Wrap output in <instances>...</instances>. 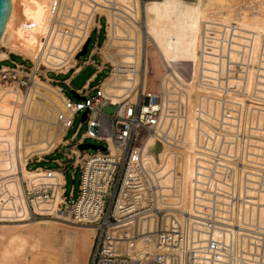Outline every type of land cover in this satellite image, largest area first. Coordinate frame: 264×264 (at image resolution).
<instances>
[{
	"label": "built area",
	"instance_id": "obj_1",
	"mask_svg": "<svg viewBox=\"0 0 264 264\" xmlns=\"http://www.w3.org/2000/svg\"><path fill=\"white\" fill-rule=\"evenodd\" d=\"M40 2L41 17L24 22L37 31L33 56L3 46L7 54L19 55L28 64L0 63V84L26 86L33 75L57 84L47 71L75 72L89 63L95 70L86 80L102 69L106 73L94 86L86 81L74 89L82 95L75 100L59 85L64 98L55 117L61 133L56 144L72 141L73 135L67 138L65 132L79 110L84 112L80 121L86 127L64 152L66 160L49 159L56 166L27 167L31 158L25 161L32 173L19 179L21 201L11 200L8 213L0 210V221L28 215L66 216L89 225L93 232L86 264H264V154L251 155L243 145L241 62L235 59L228 67L229 59L220 46L212 45L214 50L208 52L210 43H202L195 66L188 61L185 74L180 68L178 75L164 71L154 87H146L145 50L137 67L134 62L114 63L100 51L107 24L100 8L113 6V0ZM100 16L103 38L89 49L100 60L79 61L78 52L90 30L100 26ZM91 18L96 23L86 33ZM138 29L143 25L139 23ZM208 62L216 64L212 71ZM111 74L130 81L119 99L101 89V81ZM227 76L236 83L228 86ZM93 87L97 93L85 97ZM188 106L194 136L191 171L184 184L180 157L186 143L182 129ZM231 111L235 115L230 122L226 119ZM162 126L152 150L164 143L173 151L167 181L141 155L146 134ZM85 138L102 144L79 147ZM67 168L71 177L75 168L79 170L75 195L72 186L65 188Z\"/></svg>",
	"mask_w": 264,
	"mask_h": 264
},
{
	"label": "bare ground",
	"instance_id": "obj_2",
	"mask_svg": "<svg viewBox=\"0 0 264 264\" xmlns=\"http://www.w3.org/2000/svg\"><path fill=\"white\" fill-rule=\"evenodd\" d=\"M21 1L32 11L28 16L37 21L43 13L41 0ZM242 1L146 0L140 4L138 0H113V6L100 8L107 17L106 38L103 46H100V51L115 61L114 63L134 62L137 67L140 52L142 53L143 48L146 49L150 45L159 55L167 73L178 75L174 70V64L191 61L195 66L198 48L202 43L209 42L211 49L208 52L214 50L215 47L212 45H217L226 53L229 64L235 59L241 62V69L245 70V73H241L243 91L248 92V95L255 85L258 87L256 93L264 97L262 92L264 89V0H254L248 4ZM16 2L17 0H10L9 13L0 35V44H6L7 50L32 57L38 41L37 31L34 30L35 27L25 25V19L20 26L22 32L20 31V35L16 36L17 32L13 28ZM95 23L96 21L93 22L91 18L86 33ZM139 23L143 25L140 31ZM6 56L7 52H2L0 58ZM146 57L147 49L145 72ZM208 57L212 58L209 55ZM229 64L228 67L233 65ZM215 66L214 62L207 63L209 71ZM125 78L120 75H108L101 81V89L113 94L110 95L112 99H119L125 91V86L130 83ZM232 83H236L234 78L227 80V85ZM28 84L26 93L15 84L17 87L0 86V210L7 213L11 200L15 203L21 201L20 177L27 179L32 173L24 166L27 158L32 155L41 156L61 139V133L57 132L55 117L57 111L63 108V93L58 86L42 81L37 75H33ZM190 86L193 85L190 83ZM249 99L248 103L254 107L264 108V100ZM191 114L192 108L188 106L184 116V129H182L186 143L180 157L184 184L191 171L194 136ZM228 115L227 120L230 118L229 113ZM162 128L163 126L161 129L155 128L153 132L146 134L141 155L157 166L162 179L167 181L171 177L169 168L174 162L173 151L164 143L161 146L159 144V150H152L156 133H160ZM169 131H172L171 126ZM255 131L253 132L258 134V131ZM45 218L68 221L66 216L31 217L29 215L0 221V223H9L0 224V264H56V255L64 244L57 235H63L71 229ZM92 232L93 229L88 226L85 230L73 234L65 243L72 245L76 254L81 247L88 249ZM35 252L44 258L36 260L34 255L31 260L35 259V261H31L30 255Z\"/></svg>",
	"mask_w": 264,
	"mask_h": 264
},
{
	"label": "rangeland",
	"instance_id": "obj_3",
	"mask_svg": "<svg viewBox=\"0 0 264 264\" xmlns=\"http://www.w3.org/2000/svg\"><path fill=\"white\" fill-rule=\"evenodd\" d=\"M251 1H254V0H243L242 2H246L248 4V2H251ZM23 3L24 2L21 1V0H17V2H16V8H17L16 9V17H15V21H14V24H13V28H15L14 31L16 30V32H17V33L15 32L16 36L21 31L20 30L21 29L20 26L22 25L23 21L25 19H27L29 17L28 15H31V13H32V11L29 10L27 4H25V3L23 4ZM246 3H243V4H246ZM25 6H26V8H25ZM26 12H27V14H26ZM97 20L100 23V26L96 27V28L93 27L90 30L89 39H88V41L86 43L85 51L82 54H79L77 56L79 61L81 59L88 58V57L92 58L95 62L100 60V58L98 57L97 54H95V53H92L91 55L89 54L90 47H92L94 43L95 44L100 43L102 38H103V22H104V19H103L102 16H100V17L97 18ZM18 28H19V30H18ZM105 38H106V36H105ZM3 46H6V44H4V43L1 44L0 53L6 52L3 49ZM101 46H103V45H101ZM146 49H147V57H146L147 58V69H146V72H145L144 84H145L146 87H154L156 82H157V80H158V78H159V74L161 72L166 71V68H165L162 60L160 59L159 55L157 54V52L150 45L147 46ZM146 49L143 48L142 52L144 50H146ZM11 60L22 61L25 64H28L27 60L25 61V60L21 59V57L19 55H16V54H10L9 58H5V59L0 60V63L3 64V65L11 64ZM232 64L233 63H231L229 65H232ZM241 67H242V64H241ZM245 67H246V65H245ZM178 68H180L179 70H182V72H184V74H185L187 72V68H188V61H186L184 63H175L174 64V70L177 72V74H178ZM255 69H257L256 66H255ZM94 70H95L94 66L89 63V64L82 65L75 72L66 71V72L62 73V72L47 71L46 75L51 77L52 79L56 80L55 82L57 84H54V82H52V83L49 82L48 79H42L40 77H38V78L41 79L42 81H45L46 83L52 84L54 86H58L59 87V85H60L61 88L63 89L64 94L67 97H69L70 99L75 100L76 97L74 95H72L71 90H74V89L80 87L86 81H88L87 82L88 86H94V84H96L101 79V77L106 73V69H102V70L96 72L91 80H86L91 75V73L94 72ZM241 70H244V69H241ZM241 73L242 74L245 73V70L241 71ZM65 77L68 79V82L64 81ZM242 77H243V75H241V79H242ZM228 79H233V77L230 78V76H227V80ZM227 80H226V84H227ZM233 84L234 83H232L230 85H233ZM230 85H228V86H230ZM0 86H2V87H17L14 84H7V85H1L0 84ZM28 86H29V84L26 85V86H24V85L23 86H19V88L22 90V92L26 93V91L28 90L27 89ZM243 88L244 87H243V84H242V86H241V96H240V102H241V113H240V116L242 117L241 118V120H242L241 123H242V130H243L242 131V136H243V140L245 142L244 146L246 148V151L250 152L251 155L253 153H255V154H264V143H263L264 142V134H263L264 133V108H260V107L256 108L251 103H248V101H250L249 98L254 99V100L261 99L260 101H263L264 97L256 93V91H258L257 90L258 87L257 86L255 87V85L252 88L250 94H248V95H247L248 92L247 93L244 92L245 90L243 91ZM262 90H263L262 92L264 93V89H262ZM96 93H97V89L95 87L90 88L88 90V92L86 93L85 97L93 96ZM234 97H233V99H234ZM251 110H253L254 112L251 111ZM81 114H82V111L79 110L73 115V118H72V120H71V122H70V124H69V126H68V128L66 130V132H65V137H67V138H70V136L73 135L72 136V141H70L65 146H60L59 144H55L49 151H47L45 153H42L41 156H39V157L37 155L30 156L27 159L29 160L31 158V162H29L27 164V167H33L34 165H37V164L42 165V166L44 165V166L54 167V166H56V163L50 161L49 159H51V158L53 159L55 157H59L62 160H66L64 152L69 150V146L76 141V139L79 136V134L86 127L85 122L84 121H80ZM229 114H230L231 117L228 118V120L226 119L227 121H230V120L234 119V117H233L235 115L234 111L229 112ZM228 125H230V124H228ZM252 129H253V131H255V130L258 131V134L255 131L256 134H257L256 135L252 131ZM261 132H262V134H260ZM250 139L251 140H255V141L253 142ZM257 140L258 141L260 140L261 142L260 141L258 142ZM248 141L250 143H252L254 146L252 144H250ZM84 142L93 143V144H102L101 142H97V141H95L94 139H91V138H85ZM256 143H257V145L255 146ZM260 143H262L263 146H262V144L260 146L259 145ZM42 158H46V160H43ZM65 171H66L65 188L68 190L72 186V192H73V195H75L76 192H77V182H78V178H79V170L77 168H75L72 177L70 176V168H67ZM45 219L46 220H50V221L59 222L60 224H62V226L71 229L70 231H67V233L65 232L63 235H57L58 239L61 242H63L64 244H63V247L61 248L60 252L58 253V255H56V264H86L87 253H88L89 247H88V249H86V248L83 249L84 247H81V249L79 248L78 251L76 250L77 252L75 254L72 245H70V244L68 245L65 242L68 241V239L73 234H75L76 232H78L80 230L81 231L85 230L89 225L81 224V223H75V222H72L70 220H68V221H65L63 219L60 220L58 218H45ZM0 224H9V223H0ZM80 253H81V255H80ZM34 255L36 256V257H34L36 260L44 258L41 254L39 256L38 252H35V253H33V255H30V260L32 259V256H34ZM35 259H33V260L35 261ZM33 260H31V261H33ZM80 260H81V262H78Z\"/></svg>",
	"mask_w": 264,
	"mask_h": 264
},
{
	"label": "water",
	"instance_id": "obj_4",
	"mask_svg": "<svg viewBox=\"0 0 264 264\" xmlns=\"http://www.w3.org/2000/svg\"><path fill=\"white\" fill-rule=\"evenodd\" d=\"M9 8H10V0H0V35L2 33V29L4 26L5 20L8 16ZM86 43H87V39L82 44V47H81L80 51L78 52V54H82L85 51ZM71 93L76 98H82V95H79L75 90H71ZM83 117H84V112L82 113L81 119H83ZM78 145H79V147H85V146L95 147V144L86 143V142L79 143Z\"/></svg>",
	"mask_w": 264,
	"mask_h": 264
},
{
	"label": "crops",
	"instance_id": "obj_5",
	"mask_svg": "<svg viewBox=\"0 0 264 264\" xmlns=\"http://www.w3.org/2000/svg\"><path fill=\"white\" fill-rule=\"evenodd\" d=\"M0 51H1V49H0ZM9 55H10V53L7 54V56H9ZM0 56H1V53H0ZM3 58H4V57H3ZM0 59H2V58H0ZM62 73H64V72H62ZM48 77H49V76H48ZM64 81H65V82H68V79L65 77V78H64Z\"/></svg>",
	"mask_w": 264,
	"mask_h": 264
}]
</instances>
